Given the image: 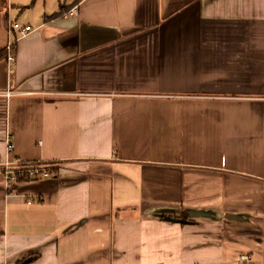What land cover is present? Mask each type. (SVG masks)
<instances>
[{
    "label": "crops",
    "instance_id": "obj_1",
    "mask_svg": "<svg viewBox=\"0 0 264 264\" xmlns=\"http://www.w3.org/2000/svg\"><path fill=\"white\" fill-rule=\"evenodd\" d=\"M29 3L0 161L54 176L0 173V264H264V0Z\"/></svg>",
    "mask_w": 264,
    "mask_h": 264
},
{
    "label": "built area",
    "instance_id": "obj_2",
    "mask_svg": "<svg viewBox=\"0 0 264 264\" xmlns=\"http://www.w3.org/2000/svg\"><path fill=\"white\" fill-rule=\"evenodd\" d=\"M76 9H72L70 14H75ZM11 30L18 34L15 40L9 43L7 47V60L13 65L15 64V45L16 41L22 37H25L32 31L30 26H23L19 23H13ZM14 95L12 91H7L4 96L10 98ZM15 145L11 138L8 139L7 152L8 156L4 161H0V173L8 184L9 189L14 190V186L20 183L38 182L50 179L54 176V171L51 166L44 165L42 163L25 162L19 159L13 158ZM243 261L248 264V258L243 257Z\"/></svg>",
    "mask_w": 264,
    "mask_h": 264
},
{
    "label": "rangeland",
    "instance_id": "obj_3",
    "mask_svg": "<svg viewBox=\"0 0 264 264\" xmlns=\"http://www.w3.org/2000/svg\"><path fill=\"white\" fill-rule=\"evenodd\" d=\"M74 0H29V4L28 5H24L26 7L31 8V10H29L28 12H31V14H35L37 12V10L39 8H43V6H45V4L48 6V8H50L51 10L57 8L60 4L62 5H69L73 2ZM26 7H22V8H26ZM23 19L21 18V20H19L20 22Z\"/></svg>",
    "mask_w": 264,
    "mask_h": 264
},
{
    "label": "trees",
    "instance_id": "obj_4",
    "mask_svg": "<svg viewBox=\"0 0 264 264\" xmlns=\"http://www.w3.org/2000/svg\"><path fill=\"white\" fill-rule=\"evenodd\" d=\"M8 56L7 50L0 51V61L6 59Z\"/></svg>",
    "mask_w": 264,
    "mask_h": 264
},
{
    "label": "water",
    "instance_id": "obj_5",
    "mask_svg": "<svg viewBox=\"0 0 264 264\" xmlns=\"http://www.w3.org/2000/svg\"><path fill=\"white\" fill-rule=\"evenodd\" d=\"M182 222V221H181Z\"/></svg>",
    "mask_w": 264,
    "mask_h": 264
}]
</instances>
